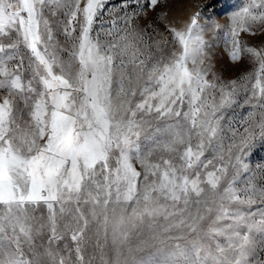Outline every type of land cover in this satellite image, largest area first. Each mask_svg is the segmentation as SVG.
<instances>
[{
	"label": "snow or ice",
	"instance_id": "1",
	"mask_svg": "<svg viewBox=\"0 0 264 264\" xmlns=\"http://www.w3.org/2000/svg\"><path fill=\"white\" fill-rule=\"evenodd\" d=\"M106 3L0 0V264H264V48L240 39L264 0L227 33L200 10L141 23L161 0L97 28ZM221 40L258 64L243 104L262 110L226 153Z\"/></svg>",
	"mask_w": 264,
	"mask_h": 264
},
{
	"label": "rangeland",
	"instance_id": "2",
	"mask_svg": "<svg viewBox=\"0 0 264 264\" xmlns=\"http://www.w3.org/2000/svg\"><path fill=\"white\" fill-rule=\"evenodd\" d=\"M130 4L129 12L135 10V0H128ZM259 3V0H256ZM144 0H140V4H143ZM250 0H161V3L155 10H148L145 14V19L141 23L148 21L153 22V25L159 29L163 28V24L158 17L167 13L170 20H183L186 19L193 12L200 10L204 16H211L223 29L225 33L231 29V16L238 11L241 7L247 6ZM120 0H107V11L103 13L97 22L96 27L99 28V24L102 22L107 27L109 14L113 12V6L119 9ZM264 10V9H259ZM258 11V10H257ZM255 34L244 33L240 35V39L243 44L255 47L258 50L264 48V26L260 23L251 25ZM63 40V37H61ZM0 41L4 43L9 42L6 38L0 37ZM230 43L221 40L217 42L216 46L212 50V71L221 78L223 82L232 80L238 81L237 98L240 100V105H234L231 108L225 110V120L222 121V125L225 130V135L222 140L224 153L227 152L228 146L232 140L238 138V134L243 132V128L250 123V113H255L257 119L261 114V109L253 108L252 104L244 105L243 100L246 94L250 95L252 84H254L255 73L258 68V64L250 58H244L240 62H232L229 58ZM212 79L210 75L208 77ZM247 90V92L245 91ZM255 103V101H253ZM235 130L236 135L233 134ZM195 143V141H194ZM255 148L253 149L249 160L253 168L257 165L264 164V143H261L257 136L255 140ZM213 159V156L208 152L205 153V157L202 159ZM217 161L214 160V163ZM209 170H212L211 166Z\"/></svg>",
	"mask_w": 264,
	"mask_h": 264
}]
</instances>
